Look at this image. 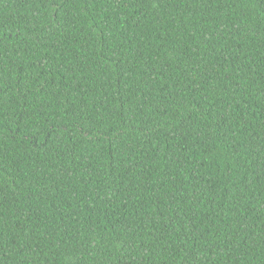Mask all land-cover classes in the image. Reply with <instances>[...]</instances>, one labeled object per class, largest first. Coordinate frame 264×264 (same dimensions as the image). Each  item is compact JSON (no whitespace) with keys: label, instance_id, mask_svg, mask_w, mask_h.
Wrapping results in <instances>:
<instances>
[{"label":"trees","instance_id":"16d2710c","mask_svg":"<svg viewBox=\"0 0 264 264\" xmlns=\"http://www.w3.org/2000/svg\"><path fill=\"white\" fill-rule=\"evenodd\" d=\"M0 264H264V0H0Z\"/></svg>","mask_w":264,"mask_h":264}]
</instances>
